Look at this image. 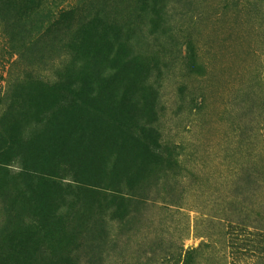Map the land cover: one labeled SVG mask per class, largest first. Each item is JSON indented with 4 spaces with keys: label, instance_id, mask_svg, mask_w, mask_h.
<instances>
[{
    "label": "rangeland",
    "instance_id": "rangeland-1",
    "mask_svg": "<svg viewBox=\"0 0 264 264\" xmlns=\"http://www.w3.org/2000/svg\"><path fill=\"white\" fill-rule=\"evenodd\" d=\"M0 264H264V0H0Z\"/></svg>",
    "mask_w": 264,
    "mask_h": 264
}]
</instances>
